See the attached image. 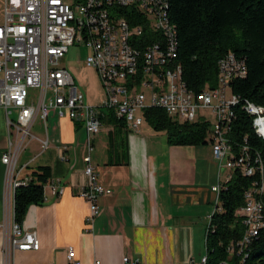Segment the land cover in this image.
<instances>
[{
    "label": "built area",
    "instance_id": "2783aa9c",
    "mask_svg": "<svg viewBox=\"0 0 264 264\" xmlns=\"http://www.w3.org/2000/svg\"><path fill=\"white\" fill-rule=\"evenodd\" d=\"M126 9L133 13L125 14ZM133 21H145L151 40L145 37L144 24L133 25ZM81 44L90 51L86 66L97 72L105 89V100L98 106L88 101L64 64L70 49ZM178 51L179 33L170 19L169 0H5V20L0 25V106L6 112L9 145L2 162L14 191L8 255L40 249L37 231L25 230L15 221V191L32 180L30 175L21 177L19 153L26 146L25 139L32 136L30 129L38 116L46 121L55 110L60 119L81 122L87 131V182L80 195L89 204L87 224L92 227L99 215V199L113 193L99 182L91 155L103 119L122 120L139 132L145 110L161 108L181 123L207 121L200 115L203 109L215 115L210 143L220 171L228 174L212 186L216 203L209 229L214 215L223 211L220 195L234 171L257 178L238 211L245 226L243 239L229 248L231 254L237 250L247 257V247L264 228V161L248 136L236 135L234 125L241 107L251 119L255 136L264 139V106L232 92V82L248 75L245 57L227 53L218 62V85L196 92L183 80ZM14 112L17 116L12 119ZM15 131L22 133L21 139H14ZM42 144L46 149L48 140ZM52 189L56 195L64 192L56 184ZM67 258L71 264H82L72 247ZM124 264L139 261L125 257ZM201 264H208L207 256Z\"/></svg>",
    "mask_w": 264,
    "mask_h": 264
},
{
    "label": "crops",
    "instance_id": "0c3cea01",
    "mask_svg": "<svg viewBox=\"0 0 264 264\" xmlns=\"http://www.w3.org/2000/svg\"><path fill=\"white\" fill-rule=\"evenodd\" d=\"M4 20L5 0H0V25ZM69 69L88 101L101 105L105 92L97 72L85 62ZM30 130L32 136L25 139L18 158L21 177L39 167L51 169L45 202L30 206L21 224L25 230L37 231L40 249L8 255L14 191L2 162L9 137L6 112L0 106V264H71L70 247L82 264H124L125 257L139 264H201L207 256L216 203L212 186L225 173L212 146L210 155L201 154L189 146L170 145L167 137V151L155 148L150 154L147 137L128 125L103 119L91 155L99 182L113 193L99 199V215L90 227V207L80 195L87 182L84 158L89 153L83 123L60 119L51 110L46 121L38 116ZM13 137L19 140L22 133L15 131ZM44 140H48L46 149ZM55 184L63 194L53 193Z\"/></svg>",
    "mask_w": 264,
    "mask_h": 264
},
{
    "label": "trees",
    "instance_id": "16d2710c",
    "mask_svg": "<svg viewBox=\"0 0 264 264\" xmlns=\"http://www.w3.org/2000/svg\"><path fill=\"white\" fill-rule=\"evenodd\" d=\"M170 19L179 33L178 61L183 80L196 92L218 85V62L229 52L247 59L248 75L232 82V92L242 99L264 106V0H169ZM133 13L126 9L125 14ZM145 37L150 38L145 21ZM153 39V38H152ZM144 48V45H142ZM145 120L156 132H166L168 143L175 146L206 144L211 131L207 121L181 123L161 108H149ZM110 121L126 127L113 117ZM240 138L248 136L250 145L262 154L264 139L255 136L251 119L241 107L234 125ZM31 183L15 191V221L24 222L30 206L45 202V186L51 179V169L39 167L30 175ZM256 177H247L235 170L227 188L221 192L223 211L214 215L207 237L208 264H264V228L247 247V257L229 248L243 239L245 226L238 211L245 203V194Z\"/></svg>",
    "mask_w": 264,
    "mask_h": 264
},
{
    "label": "rangeland",
    "instance_id": "374dc122",
    "mask_svg": "<svg viewBox=\"0 0 264 264\" xmlns=\"http://www.w3.org/2000/svg\"><path fill=\"white\" fill-rule=\"evenodd\" d=\"M90 53L89 49L81 44V45H76L70 49V52L67 54L64 64L68 68H76V66H79L81 64H84V61L87 57V55ZM103 90L105 92L104 86L102 85ZM140 114V113H139ZM200 115L205 118L208 122L213 124L215 122V115L210 111V110H204L200 113ZM17 116L16 112H14L11 115L12 119H15ZM138 135L147 137L148 138V150L149 153L152 154L154 152V149L158 151L165 152L167 151L168 143H167V134L166 132H156L154 129L151 127V125L145 120L144 124L141 126L139 132H137ZM211 132L207 135L206 144H201L197 146H189V148L193 151L195 149L199 151L201 154H209L211 153ZM223 179H226V176L228 174V171H225L223 173ZM222 179V181H224ZM205 245V244H204ZM205 250V246H204Z\"/></svg>",
    "mask_w": 264,
    "mask_h": 264
}]
</instances>
